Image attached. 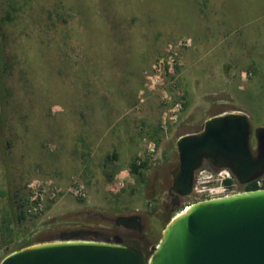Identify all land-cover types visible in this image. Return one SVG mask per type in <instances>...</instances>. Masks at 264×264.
<instances>
[{"label": "rangeland", "instance_id": "rangeland-1", "mask_svg": "<svg viewBox=\"0 0 264 264\" xmlns=\"http://www.w3.org/2000/svg\"><path fill=\"white\" fill-rule=\"evenodd\" d=\"M0 36L11 142L0 221L13 229L0 228V262L79 230L149 242L151 255L198 201L169 193L178 137L232 110L264 126V0H0ZM134 160L149 162L143 180ZM134 214L137 233L117 223Z\"/></svg>", "mask_w": 264, "mask_h": 264}, {"label": "water", "instance_id": "water-1", "mask_svg": "<svg viewBox=\"0 0 264 264\" xmlns=\"http://www.w3.org/2000/svg\"><path fill=\"white\" fill-rule=\"evenodd\" d=\"M176 145L179 164L169 193L177 201L192 193L206 162L229 168L243 184L264 175V126L254 129L244 111L213 115L202 129L179 136ZM0 264H264V187L188 204L166 224L151 255L68 231L14 250Z\"/></svg>", "mask_w": 264, "mask_h": 264}, {"label": "trees", "instance_id": "trees-1", "mask_svg": "<svg viewBox=\"0 0 264 264\" xmlns=\"http://www.w3.org/2000/svg\"><path fill=\"white\" fill-rule=\"evenodd\" d=\"M8 88H7V82H6V64H5V59H4V53H3V43L2 39L0 36V104H1V109H0V160L4 164H6L9 161V156H8V151L9 148L11 147V142L5 138L3 135V128L5 127V124L8 120ZM151 138H153L157 144H160L161 138L157 136V134H152ZM149 168V162L147 160H142V161H133L131 164V171L134 174H137L141 176L142 180L145 178V171ZM264 187V185L262 186ZM260 188L256 185L255 182L248 183L245 187L244 190L248 189H257ZM19 196V194H17ZM28 198H18L17 202V207H18V217L19 219H24L26 217V211H25V206L27 204ZM188 205V204H187ZM186 205V206H187ZM186 206H181L178 210L184 209ZM175 216V213L172 215V217L169 219V221ZM168 221V222H169ZM167 222V223H168ZM12 221L10 217L5 216L1 221H0V228L7 230L9 233H13V229L11 227ZM123 242L121 239H117V242ZM35 242L32 241H26L24 243H18L14 249H12L10 252L23 248L25 246L34 244ZM125 244L137 247L141 249L143 252L146 254L148 253L149 249V242H141V240L134 239L131 241H124Z\"/></svg>", "mask_w": 264, "mask_h": 264}, {"label": "built area", "instance_id": "built-area-1", "mask_svg": "<svg viewBox=\"0 0 264 264\" xmlns=\"http://www.w3.org/2000/svg\"><path fill=\"white\" fill-rule=\"evenodd\" d=\"M253 182L258 187H262L264 185V175ZM246 185L241 183L229 168L215 171L202 168L196 173L192 193L198 200L209 199L242 191Z\"/></svg>", "mask_w": 264, "mask_h": 264}, {"label": "flooded vegetation", "instance_id": "flooded-vegetation-1", "mask_svg": "<svg viewBox=\"0 0 264 264\" xmlns=\"http://www.w3.org/2000/svg\"><path fill=\"white\" fill-rule=\"evenodd\" d=\"M212 167H214V166H212ZM117 223H123L128 228L134 229L136 231V233L141 231V229L143 227L142 218L140 215H137V214H134L131 216H125L124 218H121V219L118 218ZM66 232H68V231H66ZM69 232H75V231H69ZM82 237L87 239L86 236H82ZM93 239L102 240V239L97 238V237H94ZM105 241L117 242V239L109 238V239H105ZM121 243H124V241L123 242L121 241Z\"/></svg>", "mask_w": 264, "mask_h": 264}, {"label": "crops", "instance_id": "crops-1", "mask_svg": "<svg viewBox=\"0 0 264 264\" xmlns=\"http://www.w3.org/2000/svg\"><path fill=\"white\" fill-rule=\"evenodd\" d=\"M244 73V78H245V74H246V72H243ZM89 171H91V170H89ZM91 172H93V171H91Z\"/></svg>", "mask_w": 264, "mask_h": 264}]
</instances>
